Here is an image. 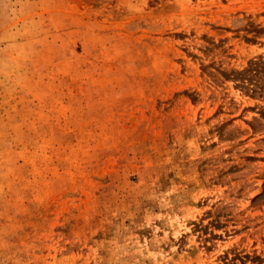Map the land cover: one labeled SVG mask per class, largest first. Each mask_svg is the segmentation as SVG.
<instances>
[{
	"label": "rangeland",
	"instance_id": "obj_1",
	"mask_svg": "<svg viewBox=\"0 0 264 264\" xmlns=\"http://www.w3.org/2000/svg\"><path fill=\"white\" fill-rule=\"evenodd\" d=\"M264 264V0H0V264Z\"/></svg>",
	"mask_w": 264,
	"mask_h": 264
},
{
	"label": "trees",
	"instance_id": "obj_2",
	"mask_svg": "<svg viewBox=\"0 0 264 264\" xmlns=\"http://www.w3.org/2000/svg\"><path fill=\"white\" fill-rule=\"evenodd\" d=\"M225 264H229V263H225Z\"/></svg>",
	"mask_w": 264,
	"mask_h": 264
}]
</instances>
